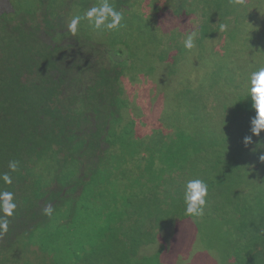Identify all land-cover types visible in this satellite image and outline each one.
Instances as JSON below:
<instances>
[{"label": "trees", "instance_id": "1", "mask_svg": "<svg viewBox=\"0 0 264 264\" xmlns=\"http://www.w3.org/2000/svg\"><path fill=\"white\" fill-rule=\"evenodd\" d=\"M119 1L111 0L113 4ZM160 1L163 0L154 3ZM142 2L122 1L119 7L124 27L104 31L103 43H95L97 40L84 35L81 29L75 36L67 31L72 16L82 14L97 0H15L13 12L0 11V40L6 37L9 24L14 27L12 32L28 35L27 58L15 61L9 56L0 57V174L9 172L10 160L20 161V171L10 173L11 185L0 180V191L13 192L17 205L14 215L8 218L7 233L0 235V248L26 236L28 246L35 247V253L45 255L52 264H162L157 260L160 251L151 255V245L160 238L156 230L172 217L176 223L189 218L180 196L172 200V208L163 210L152 199L151 207L145 205L143 213L133 211L134 215L128 217L129 208L119 205L121 195L126 193L130 180L140 186L128 191L129 196L141 189L150 192L164 172L175 178L185 174L176 173L183 162L217 158L200 170L201 175L210 177L205 181L209 190L217 187V192L207 197L204 215L192 219L205 218L208 203L216 202L221 181L234 182L251 169L250 187L239 191L245 201L238 204L233 199L226 213L227 218L235 217V236L244 238L224 247L235 249L234 255L228 257L231 264H264V163L259 160L264 155V132L253 136V142L245 147L243 139L251 135L250 122L255 116L248 87L242 93L241 85L236 84L234 89L222 82L234 84L236 79L218 78L210 60L204 57L208 67L199 70L196 77L187 69L182 71L183 66L173 62L176 55L171 61L168 48L151 45L141 32L142 25H133L142 21ZM175 2L167 0V4ZM178 3L179 12H201L210 28L216 17L222 21L230 15L236 17L235 23L246 25L244 19L254 16L256 6L264 18V0H243L236 4L238 8L230 0H215L204 11L198 10L200 0ZM238 11L245 15L241 18ZM128 26L131 32L126 35ZM175 51L185 52L179 46ZM254 58L249 55L246 60H252L255 71L264 67V50ZM218 68L215 64L214 70ZM177 70L181 71L179 77L172 74ZM158 73L175 82L172 92L167 93L170 101L166 106L160 103V109L154 101L159 84H152L148 90L135 82ZM223 88L230 92L226 103L218 96ZM212 98L223 106V115L216 111L217 106L209 111ZM2 105L19 116L25 114L26 128L9 130L13 124L8 123L9 116L2 111ZM147 127L152 128L148 134ZM209 131L208 144L202 147L199 137L203 135L199 134ZM220 159L224 163L221 174ZM102 168L108 174L111 190L94 195L89 188L97 191L102 187L93 176ZM28 181L36 182L33 203L24 197ZM229 188L233 193L238 191L234 185ZM48 205L56 209L53 217L60 219L61 232L57 228L50 230L51 217L43 214ZM28 213L32 216L27 220ZM211 258L215 261L216 256Z\"/></svg>", "mask_w": 264, "mask_h": 264}, {"label": "rangeland", "instance_id": "2", "mask_svg": "<svg viewBox=\"0 0 264 264\" xmlns=\"http://www.w3.org/2000/svg\"><path fill=\"white\" fill-rule=\"evenodd\" d=\"M122 1L123 0L119 1L118 4H113L118 11H122L119 7L122 6ZM154 1L156 0H143L141 6L143 14L140 17L142 21H137L133 23V25L135 27H138L139 24H141V32L148 36L151 45L154 44V46L157 47L160 35L162 34L166 25L167 17L160 10V8H157V4H155ZM260 11L261 8L260 10L256 9V7L253 9V12L256 14H259ZM1 27L2 24L0 23V32H2ZM87 28L88 26L84 22H82L79 26V29H81L84 35L91 36L95 40H97L95 43H103V41L106 40V38H104V32L94 33L91 29L88 31ZM129 32H131V29L128 26L125 34L127 35V33ZM64 44H66L65 41ZM232 51L234 53V57L231 59V61L236 60L239 62H244L249 57L248 54L239 51L236 52V50L234 49H232ZM240 55L243 56V60L239 59ZM1 56H9L15 61L21 59L22 56L24 58H27L28 35L22 32L15 33L7 30L6 37L3 40H0V57ZM251 59H254V57L251 56ZM204 67L205 60L203 59V56L199 58V56L195 57V55H190L187 59V62L184 64L182 71L186 72L187 69V73L189 75L196 77L199 70H205ZM172 74L179 77L181 75V71L177 70V73ZM249 75L250 72L248 73L247 77ZM153 76L154 77H142L139 79H135V82L145 86V88H147L148 90L151 89L150 86H152V84H159L158 91H156L157 97H155L154 101L157 108L160 109L162 107L160 106V103H163V105L166 106V104H168L167 102L170 101V98H168L169 95H167V93L172 92L175 82H173V80L169 77L167 80V76L165 74L158 73ZM239 82L242 83L240 78ZM247 85L248 80L245 79L243 88H245ZM171 96L173 99V95ZM218 96L222 102H225L229 98L230 92L223 88L218 91ZM209 105L212 107L209 111H213V108L217 106L216 111L219 110V114L223 115V106L218 104V100L212 98V100L209 102ZM138 108L140 107L138 106ZM1 109L9 116L8 123L13 124V126L10 127L9 130L16 132L26 128L28 124V118L25 114L19 116L14 110L9 109L6 105H2ZM143 122H140V127L143 125ZM225 125L228 127L229 122H226ZM151 130L152 128L147 127L145 129L146 134L150 133ZM135 131H138V128L136 126ZM209 133L211 132H206L205 135L203 133L199 134L203 135L199 137L201 138L200 143L202 147H205L208 144L209 138H207V135H209ZM214 161H218V159H200L199 161L195 159H189L183 162L184 164H182V168H178L176 172L178 173L182 171L185 174H180L175 178L174 175L170 176L168 172H164V174L162 175V179L158 183H156L155 187L152 188L150 192H148L147 190L146 193L143 189H141L137 190L133 193V195L129 196L128 191H134L140 186L136 181L130 180L125 188L126 193L124 195H121V201L119 205L128 207L129 209L127 216L131 217L134 215L133 211L141 214L146 208L145 205H149L151 207L153 204V202L151 201L152 199L157 200L163 210L172 208V200L177 195H179L180 202L185 207L183 192L186 182L190 179L195 178L202 179L204 182L206 180H209L210 177L201 175L200 170L206 165L212 164ZM220 161L222 162V164L218 165V169L219 173L221 174L224 163L222 159H220ZM245 173L246 174L244 175V177H242L241 179H236V181L234 182L230 181L229 179L221 181V186H219L218 190V196L215 198L216 202L210 201L208 203L205 212V218L198 219L196 221H194L192 218H188L176 223L174 221V218L172 217L167 225L156 230V234H158L162 239L161 244H163L164 241V245L169 248V250L166 251L163 255V264H218L211 258H214L215 256L219 257L220 260L217 261L220 264H230L227 260L228 257L234 255L235 249L232 247L225 248L224 245H234L235 239L240 240L244 238V236H235V217L232 216L230 218H227L226 213L228 211V204L232 207L233 199H236V203L238 204H240V201H245L244 197L239 193V191H241V189H248L250 187V184L252 183V170H246ZM128 174L131 175V171H128ZM93 176H95L97 182L100 183L102 187L97 191L89 188V191L94 195L109 193L111 188L107 185L108 174L104 170V168L95 172ZM176 182H178L180 185L176 186ZM229 185L236 186L238 191L236 193H233L231 188H229ZM256 186L259 189L262 188V186L259 184H256ZM25 190L27 193L24 197H26L32 203L35 202V191L37 190L36 182L28 181L26 183ZM251 191L252 190H249V192ZM216 192L217 187H215L214 190H209L208 187V195L211 194L210 197L214 196ZM96 199L101 204L100 197ZM99 209L105 211L107 208ZM55 210L56 209H54L53 215L48 220H51L52 222L50 230L57 228L58 232H61L63 225L60 219L53 217ZM31 216L32 214L28 213L26 219H31ZM35 216L39 218L40 214L37 213L35 214ZM237 217H239V215H237ZM251 230H255V228H251ZM127 234L128 236H132L131 233ZM103 236H106V234H104ZM141 237L147 238L145 235H141ZM34 259H36V264H45L43 258H35L34 249L31 246H28V240L23 238L14 240L13 242L5 245L3 248H0V264H30ZM160 259L161 255L157 257L158 262H160ZM148 264L156 263L155 261H152Z\"/></svg>", "mask_w": 264, "mask_h": 264}, {"label": "clouds", "instance_id": "3", "mask_svg": "<svg viewBox=\"0 0 264 264\" xmlns=\"http://www.w3.org/2000/svg\"><path fill=\"white\" fill-rule=\"evenodd\" d=\"M15 0H0V11L4 9L8 12H13ZM157 1V0H156ZM215 0H200L199 9L203 10L205 7H209L213 4ZM234 2L233 6L238 8L236 4H240L243 0H230ZM179 0L175 3H168L167 0L160 1L157 3L158 7L160 5V10L166 15V25L160 39L158 42V48L165 50L168 48L171 53L169 57L173 61L174 56L178 58L173 62H177L184 67L187 59L190 55H195V57L203 56L205 59L210 60L211 70L218 77L223 78L226 76H231L236 79V83L232 84L228 81H222L226 84L231 85L235 89V85H241L239 92L244 93L245 89L248 87V92L252 101V107L255 111L254 118L250 122V136H245L243 139V144L247 147L251 144L252 137H259L261 132H264V67H260L255 71V66L252 62L245 60L244 62H239L236 60L231 61L234 57L232 49L251 55L256 56L263 53L264 50V18L254 13L253 17L247 16L245 21L248 23L246 25L237 22L235 23V16H229L225 20H220L216 17L213 24V28L208 27L206 24V19H203L202 13L197 14H187L186 12H179L178 5ZM256 9L258 7L256 6ZM241 18L243 14L238 11ZM124 19L123 13L118 11L111 0H97V3L93 6L87 8L82 14H77L72 16L70 21L67 23V31L72 36L77 35L79 26L82 22L86 23L87 26L94 33H101L104 31L113 32L124 27L122 21ZM219 22L222 24L220 26ZM7 30H12L14 27L9 24L6 26ZM216 28H220L218 32H214ZM232 35V38L228 37V33ZM174 34V37L171 34ZM169 43H172V47H168ZM179 46L184 48L185 52H177L175 48ZM241 49H244L241 51ZM238 52V53H239ZM201 53V54H200ZM240 60H243V56L240 55ZM255 59V58H254ZM217 64L220 68L214 70V65ZM205 67H208L205 62ZM239 67V68H237ZM250 75L247 77L248 73ZM239 78L241 82H239ZM249 78V80L247 79ZM245 79L248 80V85L243 88V83ZM237 100L238 95L236 93ZM229 98L223 102L226 103ZM229 106V104H228ZM259 160L264 163V155H260ZM9 172L0 174V180L4 182L5 185H11L13 183L12 176L10 173H18L20 171V161L10 160L8 162ZM208 195V185L199 178L190 179L186 182L183 192V200L185 204V216L189 218H199L204 215V210L207 205ZM16 203L14 201V194L11 191H0V235L7 233L9 229L10 220L14 215L16 210ZM54 208L51 205L45 207L43 214L45 216L51 217L53 215ZM106 238V237H105ZM28 240L26 236L23 238ZM161 238H159L157 244L151 248V255L155 254L156 251H160L161 263L163 264V255L169 248L161 244ZM1 243V242H0ZM150 246V247H151ZM34 247V251H35ZM35 258H43L45 264L50 263L49 259L45 255H37L35 253ZM217 260H220L216 256L215 261L220 264ZM230 264V258L227 260ZM30 264H36V259L32 260Z\"/></svg>", "mask_w": 264, "mask_h": 264}]
</instances>
